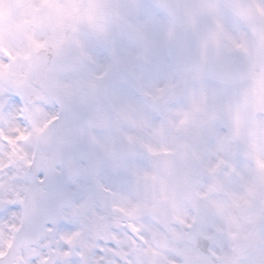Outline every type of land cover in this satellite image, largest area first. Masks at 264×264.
<instances>
[{
    "label": "snow or ice",
    "instance_id": "1",
    "mask_svg": "<svg viewBox=\"0 0 264 264\" xmlns=\"http://www.w3.org/2000/svg\"><path fill=\"white\" fill-rule=\"evenodd\" d=\"M0 264H264V0H0Z\"/></svg>",
    "mask_w": 264,
    "mask_h": 264
}]
</instances>
